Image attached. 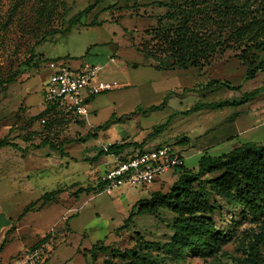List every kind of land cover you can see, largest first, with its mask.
Returning <instances> with one entry per match:
<instances>
[{
    "label": "rangeland",
    "instance_id": "1",
    "mask_svg": "<svg viewBox=\"0 0 264 264\" xmlns=\"http://www.w3.org/2000/svg\"><path fill=\"white\" fill-rule=\"evenodd\" d=\"M95 3L0 0V140L14 146L0 148V226L9 224L0 231V245L6 241L0 264H14L45 236L51 239L47 264H123L120 255L134 249L140 239L168 242L174 215L163 210L153 216L135 213L152 192L166 194L181 170L163 174L144 189L98 188L102 173L134 143H142L144 149L172 145L184 170L194 173L203 155L219 157L242 144H264V94L247 103L225 105L264 84V72L245 79L246 67L239 59L243 44L221 47L200 58L197 67L181 70L156 33L182 22L187 0ZM94 4L78 24L69 26L77 13ZM262 58L258 55L256 61ZM57 60L72 69L92 65L98 70L97 80L113 87L92 98L90 114L82 120L39 116L45 107L42 88L50 76L47 64ZM7 79L13 82L1 84ZM211 81L231 89L209 88ZM162 103L160 109L150 110ZM164 124L163 130L154 132ZM116 143L131 147L117 157L101 155L92 161ZM6 166L9 170L3 172ZM22 168H27L22 173L29 180L19 183L14 177ZM204 189L209 204L216 206L211 218L226 236V244L223 254L189 263H243L256 225L241 208L208 186ZM51 192V199L43 203L40 198ZM27 206L30 210L21 216ZM96 243L107 252L92 260L88 251ZM147 250L151 260L160 253ZM256 251L255 261L248 264H264V241Z\"/></svg>",
    "mask_w": 264,
    "mask_h": 264
},
{
    "label": "trees",
    "instance_id": "2",
    "mask_svg": "<svg viewBox=\"0 0 264 264\" xmlns=\"http://www.w3.org/2000/svg\"><path fill=\"white\" fill-rule=\"evenodd\" d=\"M100 1L96 0V3ZM187 2V8L181 11L182 22L175 28L156 33L167 43L168 56L172 58L176 68L186 70L188 67H197L196 62L200 58L212 54L221 47L229 48L232 45L243 44L239 59L246 67L245 79L252 80L258 73L264 72V0L258 2L212 0L207 3L201 0H187ZM95 4L77 13L74 21H69V26L78 24L81 21L78 19L92 10ZM258 55L263 57L259 62L256 61ZM12 82L13 79H7L1 84ZM219 87L231 89L225 83L217 81L209 83V88ZM261 94H264V84L225 105L247 103ZM162 105L163 103L153 106L150 110L160 109ZM55 114L62 115L55 107L47 106L39 116L49 117ZM164 126L165 124L157 126L154 132L163 130ZM184 142L186 143L187 139H184ZM8 146L14 147L10 141L0 140V148ZM133 146L131 152L144 150L142 143H134ZM129 147L131 145L120 143L109 145L106 151L100 152L92 161L101 155L117 157ZM120 159L126 160L127 156ZM180 170L177 180L166 194L152 192L147 201L140 203L135 213L137 216H153L163 210L174 215L169 241L158 244L140 239L136 241L134 249L126 250L120 255L123 264H190L189 259L207 260L223 254L222 246L226 244V236L216 228L211 218L216 206L209 204V194L204 185L224 201L241 208L243 216L256 225L257 233H252V239L247 243V260L241 264L254 262L257 245L264 241V144H242L219 157L203 155L198 161L195 173L184 170L183 166ZM205 177L206 179L202 180ZM98 188L100 191L103 190L101 183H98ZM52 194L54 192L43 195L41 201L47 202L51 199L48 196ZM29 210L30 206H27L21 216ZM130 220L131 216L124 221L122 228H125ZM48 239L49 237L45 236L30 250H34ZM5 243L6 241L0 245V253ZM147 249H155L160 253L151 260L147 256ZM88 252L91 259L96 260V254L106 253L107 247L96 243ZM102 264L113 263L104 261Z\"/></svg>",
    "mask_w": 264,
    "mask_h": 264
},
{
    "label": "built area",
    "instance_id": "3",
    "mask_svg": "<svg viewBox=\"0 0 264 264\" xmlns=\"http://www.w3.org/2000/svg\"><path fill=\"white\" fill-rule=\"evenodd\" d=\"M47 68L50 76L42 88V102L45 108L53 106L67 118H86L90 114L92 98L113 89L112 85L97 80L98 70L89 64L72 69L64 61L57 60L49 62ZM124 156H127L126 160L119 158L99 177L103 192L124 186L144 189L158 182L163 174L180 170L183 166L182 157L172 145L130 152ZM50 241L49 238L34 250L22 253L14 264H47Z\"/></svg>",
    "mask_w": 264,
    "mask_h": 264
},
{
    "label": "crops",
    "instance_id": "4",
    "mask_svg": "<svg viewBox=\"0 0 264 264\" xmlns=\"http://www.w3.org/2000/svg\"><path fill=\"white\" fill-rule=\"evenodd\" d=\"M44 109H45V107H44ZM44 109H43V110H44ZM154 147H159V146H154ZM154 147H153V148H154ZM151 149H152V148H151ZM131 150H132V149H131ZM129 151H130V150H129ZM129 151H128V152H129ZM128 152H126V153H128ZM130 152H131V151H130ZM130 152H129V153H130ZM126 153H124V154H126ZM180 156H181V155H180ZM16 168H17V167H16ZM4 169L7 170V171L9 170L8 166H6V168L2 167V171H3V172H5ZM26 169H27V168H24V169L22 168L21 170H19V169L16 170L17 172L21 171L20 176L14 177V179H15V178H16V180L18 179V182H19V183H21V182L24 181V180H26V181L29 180V177L26 175V173H25V172L22 173V171H23V170H26ZM0 170H1V168H0ZM11 170H12V168H11ZM13 172H14V171H13ZM8 225H9V224L6 222V223L3 224L2 226H0V231H3L4 229H6V228L8 227Z\"/></svg>",
    "mask_w": 264,
    "mask_h": 264
}]
</instances>
